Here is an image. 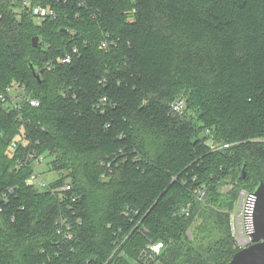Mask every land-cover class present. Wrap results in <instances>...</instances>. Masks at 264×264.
<instances>
[{
	"label": "trees",
	"instance_id": "trees-1",
	"mask_svg": "<svg viewBox=\"0 0 264 264\" xmlns=\"http://www.w3.org/2000/svg\"><path fill=\"white\" fill-rule=\"evenodd\" d=\"M14 83L40 105L0 97V264L232 259L229 210L264 181V0H0V95ZM30 151L58 172L51 187L71 184L63 199L31 182Z\"/></svg>",
	"mask_w": 264,
	"mask_h": 264
},
{
	"label": "built area",
	"instance_id": "built-area-1",
	"mask_svg": "<svg viewBox=\"0 0 264 264\" xmlns=\"http://www.w3.org/2000/svg\"><path fill=\"white\" fill-rule=\"evenodd\" d=\"M24 5L27 7H31L33 14L39 18L45 17H56V13L53 9L44 7L42 5L30 6L29 2H24ZM77 52V48H74L72 51H67L64 55L58 58L60 63L70 62L74 53ZM2 102L7 108H20L21 103H29L32 106H39L40 101L34 97H31L27 93L26 87L19 83H14L12 86L6 89V92L0 95ZM107 101V98L104 97L103 103ZM185 108V101L180 99L171 104V109L174 112H182ZM104 108L101 109V112H104ZM208 143L210 147L213 149H220L224 147H228L230 144L216 142L213 138L208 139ZM13 146H16V141L12 143ZM45 157L43 154H38L36 151H30L26 154L24 158V163H30L34 166V170L30 175L31 182L35 183L40 188L51 189L52 193L60 197L64 198L65 194L72 189L70 183L66 182L65 184L59 187H51L49 185L50 181H47L42 173V171H38L37 167L41 165ZM234 189L233 183H223L219 186V190L222 195H229ZM197 196L201 200L205 194V189H197ZM252 210H253V200L251 199V191L247 189H241L237 198L234 200L233 207L229 210V220H230V231L234 238L235 247L240 250L244 247H247L253 243V236L251 234L252 229ZM186 214L189 213V210H184ZM57 223L60 226L69 225L68 230L71 228L68 220L64 216H60L58 218ZM61 231V229H59ZM193 231L188 230L187 235L192 238ZM65 235L68 238H72V232L65 231ZM165 247L162 241L150 242L147 245V250L143 252L142 257L144 260H151L154 258L156 254H159L161 250Z\"/></svg>",
	"mask_w": 264,
	"mask_h": 264
},
{
	"label": "water",
	"instance_id": "water-1",
	"mask_svg": "<svg viewBox=\"0 0 264 264\" xmlns=\"http://www.w3.org/2000/svg\"><path fill=\"white\" fill-rule=\"evenodd\" d=\"M67 32V29H62ZM33 46L40 45V37L34 36L32 39ZM30 68L39 81L40 74L33 63H30ZM242 177L246 176L245 166L243 167ZM251 199L253 200L252 210V229L253 243L244 247L233 255L232 259L226 264H264V181L260 180L257 186L251 191ZM198 264V263H184Z\"/></svg>",
	"mask_w": 264,
	"mask_h": 264
},
{
	"label": "rangeland",
	"instance_id": "rangeland-1",
	"mask_svg": "<svg viewBox=\"0 0 264 264\" xmlns=\"http://www.w3.org/2000/svg\"><path fill=\"white\" fill-rule=\"evenodd\" d=\"M39 18V17H38ZM49 165L47 164V161L44 159L43 162L41 163L40 166L37 167L38 171H42L45 179L47 181H51L53 179H56L59 174L58 172L54 171V170H51V171H47V167ZM198 223H201V221H197ZM203 225H204V228H206V230L209 232V228L211 225V219L210 217H206L204 220H203ZM196 225H194L195 227ZM194 231V230H193ZM195 232V231H194ZM195 234V233H194ZM198 236H200V234L198 233L197 234ZM220 236L219 232L217 231H213V233L211 235H208V234H205L203 238H201L198 242L195 243V246L199 247L200 245L203 246V247H206L208 246L212 241H214L213 238L217 239L218 237Z\"/></svg>",
	"mask_w": 264,
	"mask_h": 264
}]
</instances>
